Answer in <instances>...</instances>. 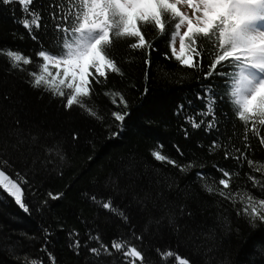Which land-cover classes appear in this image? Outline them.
<instances>
[{"label":"trees","instance_id":"trees-1","mask_svg":"<svg viewBox=\"0 0 264 264\" xmlns=\"http://www.w3.org/2000/svg\"><path fill=\"white\" fill-rule=\"evenodd\" d=\"M53 3L33 0L30 8L42 17L40 29L32 30L34 41L19 23L26 15L21 5L0 0V50H20L33 59L32 65H22L26 71L21 72L0 54V160H7L0 163V170L13 179L16 173L25 177L22 199L29 210L23 211L0 189V264L32 260L50 264L48 253L55 264H128L133 258L113 250V240L136 246L144 264H178L177 255L190 264H264L260 254L264 222L253 224L243 214L238 216L239 197L233 204L202 187L205 182L222 187L218 181L225 177L218 169H223L230 173V189L225 192L264 198V189L249 180L255 176L264 184V174L255 171L264 164V145L251 132L243 140L245 126L234 117L227 96L216 97V128L206 130L211 116L199 129L186 120L190 115L197 123L202 119L197 113L206 106L197 95L203 96L205 87L212 86L219 94L225 91L221 77L203 78L210 63L208 46L202 58L197 57L202 59V71L181 66L170 51L167 34L158 35L150 27L145 34L151 49L133 50L128 46L131 40L116 42L111 54L122 74L109 72L106 79L99 78L100 83L92 80L87 102L103 117L96 119L75 105L66 110L65 98L28 82L36 52L41 44L47 48L53 36ZM116 92L127 101L126 109L119 97L117 104L112 103ZM181 104L184 109L178 112ZM114 111L129 113L122 130L111 115ZM116 132L119 135L113 136ZM74 133L78 139H73ZM213 141L220 147L212 149ZM57 144L63 159L46 151ZM152 150H160L177 165L193 167L182 172L156 161ZM49 192L63 195L52 199ZM92 195L98 200L110 198L127 221L94 203ZM90 235L98 236L99 242ZM74 240L80 241L79 249L71 247ZM100 243L112 255L96 257L89 251ZM169 250L173 257H166ZM135 264L141 262L137 259Z\"/></svg>","mask_w":264,"mask_h":264},{"label":"snow or ice","instance_id":"snow-or-ice-1","mask_svg":"<svg viewBox=\"0 0 264 264\" xmlns=\"http://www.w3.org/2000/svg\"><path fill=\"white\" fill-rule=\"evenodd\" d=\"M2 2L5 5L12 3L21 5L26 15L19 23L34 41L37 40L32 30L40 29L42 17L38 11L30 8L33 0H2ZM180 5L187 6L190 14L182 11ZM50 7L54 9L50 13L53 36L47 48L41 44L36 52L35 68L27 71L31 78L28 82L33 88H43L55 97L65 98L66 110L75 105L87 115L102 119L97 110L87 102L92 95V80L100 83L99 78L106 79L109 72L122 74L111 54L116 42L131 40L133 42L128 46L133 50L151 49L152 43L145 34V29L150 27L158 35L167 34L170 51L181 66L203 71L202 59L197 60V57L202 58L207 45L210 63L207 71L203 72V78L208 80L215 75L224 80L223 94L215 93L212 86H207L203 96L197 95L198 99L204 101L206 110L197 113L202 117L199 123L194 116L186 117L191 126L199 129L205 124V119L211 116L212 119L206 124V130L216 128V97L219 95L220 99H223L227 96L234 117L245 126L243 140L247 141L248 133L251 132L253 136L259 138L260 145H264V135H261V130L264 128V0H54ZM0 54L7 56L12 69L21 72L26 71L23 66L33 64L32 57L25 56L20 50H0ZM145 63L150 64V61L146 60ZM116 97H119L120 103L126 109L127 101L119 92L112 94V103L117 104ZM183 109L184 105H179L178 112ZM111 115L119 122L118 127L122 130L123 122L129 113L114 111ZM249 122H251L250 127ZM112 135L117 136L119 132ZM185 136H187L186 130ZM73 139H78L75 133ZM31 140L32 143H36L37 138L33 136ZM219 147L220 145L213 141L212 149ZM46 151L55 153L63 159L59 144L47 148ZM236 151L239 152V149ZM151 155L156 161H166L182 172L193 167L191 163L184 166L177 165L176 161L161 154L160 150H152ZM225 158H228L227 152ZM0 163L7 164V160H0ZM248 164L253 167L252 160L249 159ZM218 170L225 177L218 181L222 187L216 188L205 182L202 185L204 190L209 194L216 192L233 204L239 197L242 207L237 211V215L243 214L253 224L257 220L264 222V198H256L247 193L242 195L239 192H225V189H230V173L223 169ZM255 171L264 174V164L256 166ZM15 175L16 179H13L4 170H0V189L10 195L27 213L29 210L23 202L21 187L22 184L27 183V180L20 173ZM197 176L204 179L202 173L198 172ZM249 180L252 181L253 186L260 185L264 189V184H261L255 176H249ZM109 182L115 184L111 178ZM172 186L167 184L168 188ZM62 195L60 193L54 196L51 192L48 193L52 199H59ZM90 199L103 209L127 221L124 213L113 207L110 198L98 200L92 195ZM44 203L46 204L47 201ZM187 214L191 216L190 212ZM169 222L174 221L170 219ZM45 235L49 234L45 231ZM70 235L78 236V233ZM90 239L99 242L98 236L90 235ZM136 239L142 238L136 237ZM71 247L79 249L80 241L74 240ZM111 247L123 257L133 258L128 264H135L137 259L141 264L145 262L142 251L128 241L113 240ZM44 250L46 251V248ZM89 251L96 257L112 255L103 243H100L99 247L90 248ZM260 254L264 259V250H261ZM48 255L50 264H55V258L50 253ZM173 256V251H167L166 257ZM177 259L178 264H190L187 258H180L177 255ZM30 264H40V262L32 260Z\"/></svg>","mask_w":264,"mask_h":264},{"label":"rangeland","instance_id":"rangeland-1","mask_svg":"<svg viewBox=\"0 0 264 264\" xmlns=\"http://www.w3.org/2000/svg\"><path fill=\"white\" fill-rule=\"evenodd\" d=\"M180 7H181L182 11L189 12V14H190V9L187 6L180 5ZM176 48H177V51H178L179 50V42H178V40H177V43H176Z\"/></svg>","mask_w":264,"mask_h":264}]
</instances>
